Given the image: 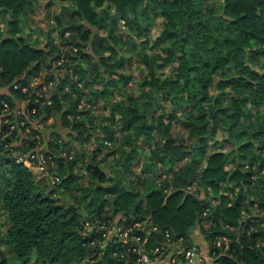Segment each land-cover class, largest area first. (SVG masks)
Listing matches in <instances>:
<instances>
[{
	"label": "trees",
	"instance_id": "16d2710c",
	"mask_svg": "<svg viewBox=\"0 0 264 264\" xmlns=\"http://www.w3.org/2000/svg\"><path fill=\"white\" fill-rule=\"evenodd\" d=\"M71 1L54 16L61 33H69L61 56L59 45L29 42L32 0H0V88L11 94L0 92V108L9 106L0 114V264H152L137 261L132 242L102 237L100 225L118 214L126 226L146 220L144 230L132 232L146 239L140 243L146 252L165 243V230L189 245L198 229L211 264H264V0ZM154 16L164 19L151 40L160 46L156 67L143 52ZM132 52L150 66L138 96L122 87L118 99V83L130 79L118 69ZM41 70L45 79L34 88L51 87L49 103L32 87L13 90L29 86ZM91 85L98 87L87 101L109 107L104 124L96 125L95 115L76 117L78 93ZM14 97L27 101L23 112L15 111ZM53 115L70 128V139L76 131L80 143L95 135L86 185L75 170L82 151L70 159L38 152L36 131L33 139L21 136L27 116ZM114 135L126 146L115 159L117 173L107 176L97 158ZM39 153L47 164L57 162V181L17 161ZM141 156L148 160L137 185L125 187ZM228 161L236 162L232 170ZM147 164L164 177L159 187ZM147 173L151 185L143 189ZM150 226L157 230L146 233Z\"/></svg>",
	"mask_w": 264,
	"mask_h": 264
},
{
	"label": "rangeland",
	"instance_id": "374dc122",
	"mask_svg": "<svg viewBox=\"0 0 264 264\" xmlns=\"http://www.w3.org/2000/svg\"><path fill=\"white\" fill-rule=\"evenodd\" d=\"M32 1L33 2L30 6L32 11H28L29 18L25 21L26 22L25 26L26 28L28 27L27 33H30V37L28 38L29 42L37 47H44L49 42L55 45H59L60 50L62 52L61 56H64L66 49L69 48V45L67 47L64 45V43H66L65 41H67L69 37V33H64V34L61 33L60 27L56 25L54 16L57 15L58 13H61V12L63 13V10L61 8L65 5L67 6L72 5L73 4L72 1L71 0H32ZM73 20L79 21L77 17H75ZM163 22H164V19L161 16H154L148 22L150 41H149V44L146 46V48L143 50V52L146 53L147 58L148 57L151 58V63H154L153 64L154 67H156L154 53H156L159 50L160 46H154L153 41L151 40H153L157 35L161 33L162 28H163L162 27ZM6 29L4 32H6ZM4 35H6V33ZM126 53L128 52L126 51ZM136 53L137 52H132L130 54L132 55V58L127 63V65L124 66L123 69L121 67H119L118 69L120 73L126 72L130 76V79L127 85L122 84L121 81H120V84L118 83V86L116 88L117 94L119 96L118 99L120 98L119 91L122 89V87L126 89L129 88V90L131 89L132 91L137 93L135 94L136 96H138V91H140L143 88V87H140V82L142 81V75L144 74V72L150 65L148 66L145 65L142 62L141 58L136 55ZM164 71L167 72L168 69H165ZM45 76L46 74L44 70L39 71L38 76H35V78L32 80V83L34 85L32 87V90H33V94L35 93L39 94L43 98V101H45L46 103H49L50 97L53 93V89L48 86L47 87L43 86V88L42 87L34 88L35 86L39 85V83H42L44 81ZM91 86L92 87H85V88L83 87L82 96L79 95L78 93L80 100L76 106V109H77V112L79 111V113L81 112V114L80 115L78 114V116L76 117H78L79 119L88 120L91 117V115H95L96 120H93L95 121L94 123H96V125L101 124V123L104 124L105 122H104L103 117L104 115H106V117L109 115V107L102 108L103 107L102 104L97 105L98 107H96L95 105H92L90 101H87V98H88L89 93L91 92V89L93 87H98V85H91ZM0 92L10 94L8 91V87L0 88ZM13 99L15 102V111L23 112L24 108L27 105V101L19 97H14ZM100 102H101V99L97 102V104H99ZM41 105H44V104H41ZM65 105L68 106V104H65ZM163 106H164V102H163ZM251 108L254 110L253 107ZM171 109L172 108L170 106H166L164 111L167 114L169 113ZM87 110L89 111V113ZM176 110L178 111L179 109L176 108ZM26 121H28L29 123V126H28L29 131L28 130L25 131L24 133L21 134V136L23 138L33 139L35 136V131H36V134H38L39 136V138H37L38 139V150H39L38 152L40 151L44 152L47 150H51L58 156H61V157L63 156L67 159L68 158L70 159L71 156H73L72 158H75L76 152L78 150L82 151L83 153L82 157L76 160L75 170L80 175L79 181L83 185H86L88 183V177L85 172L86 171L85 167L90 162L91 150H93L96 146V142L94 141L95 135L87 139L83 143H80L78 141L80 139H77V137L79 136V132L76 131L74 135H72L73 138L71 137L70 139L69 137L70 128L63 127L61 125L62 124L61 117H59L58 115H53L52 117L48 118L45 121H42L41 119H39L38 116H34L31 118L27 116ZM31 129H33L34 131H32ZM182 131L185 135L186 130L182 128ZM96 133H98V131ZM114 136H115V139L113 141H106V140L104 141L105 146L101 148L100 153H98V158H97L99 167L107 176L114 175L117 173L115 169L118 167V165L115 159L121 156L122 154L121 151L123 150V147L126 146L125 143L121 144L116 139V138H119V135H114ZM101 137H102V133L99 135V138ZM49 141L52 143L51 145L49 144ZM53 142L55 143V146H53L54 145ZM63 142H66V144H63ZM67 146L69 148V152H67L68 151ZM209 149L215 150V145L210 143ZM105 153L107 154L106 156H105ZM69 154L71 156H69ZM144 160L147 161L148 159L147 158L144 159L141 156L137 161L133 160L134 174L132 175V178L130 181L128 180L124 182L125 187H130L132 186V183L133 184L137 183L138 181L137 179H139L138 175H140V172H142V165H143ZM235 163L236 162L234 161H228L227 168L229 170H232L234 168ZM57 166H58L57 162L55 161L48 162L43 174L46 175V177H48L49 179L55 180L54 175H55ZM145 170L151 171L149 173V176L153 179L154 178L156 179L155 181L156 187H159L162 182L161 180L164 177L163 176L159 177L155 168H153V166L150 164H147V166L145 167ZM145 179H147L148 181L146 180L144 181V183H141V186L143 189H148V187L151 185L150 179L148 178V173L146 174ZM63 194L66 199L73 200V198L68 193L64 192ZM201 196L203 197V195ZM253 197H254L253 195H250L251 199H253ZM255 212L259 213L258 210H256ZM106 214H110V212H107ZM244 215L246 216V214ZM118 218L124 220L123 216L118 214L116 218H114L112 221L109 222V225H106V224L100 225L101 226L100 228H102V231H103L102 237H105L106 240L115 239V240L120 241L123 245H127V242L128 243L132 242L131 238L127 239L126 242H123V240H120L119 238H117V235H116L117 230L115 228L123 226L122 224L118 223ZM143 223L147 224L146 220L145 222H142V224ZM205 225L208 226V222ZM120 238L122 237L120 236ZM191 238H192V241H191L192 244H197L200 247V251L202 253L201 264H211L213 258L209 254V245L207 244V241L204 239V236L200 234L198 229H195L191 234ZM132 247L135 248L134 246ZM137 248L139 249L138 250L139 252H146L142 249V244H139ZM11 263H14L13 259H11ZM151 263L152 264H166L164 263L163 260L152 261Z\"/></svg>",
	"mask_w": 264,
	"mask_h": 264
},
{
	"label": "built area",
	"instance_id": "2783aa9c",
	"mask_svg": "<svg viewBox=\"0 0 264 264\" xmlns=\"http://www.w3.org/2000/svg\"><path fill=\"white\" fill-rule=\"evenodd\" d=\"M32 81L29 86L20 87L17 84H13V90L19 89L22 93H28L29 88L33 87ZM9 106L7 103H3L0 108V114L6 112ZM17 161L24 163L27 167H31L34 171L39 174H42L45 171L47 165V159H45L41 154L35 155L31 154L28 157L19 156ZM146 223L135 222L132 225H123L115 228L117 238L126 242L127 239L131 238L132 243L135 245V248H132L133 251L136 249L139 253L137 261L139 263H151L152 261L163 260L166 264H201L202 262V253L200 247L197 244H185L184 238L180 237L176 240H172L168 230H165V243L162 246H157L151 249L149 252H139L138 245L143 242L145 243L146 239L141 240L140 236H135L132 234L133 229H145ZM156 226H150L146 233L150 231H156ZM120 236L122 238H120ZM115 240V239H114ZM128 243V242H127Z\"/></svg>",
	"mask_w": 264,
	"mask_h": 264
}]
</instances>
